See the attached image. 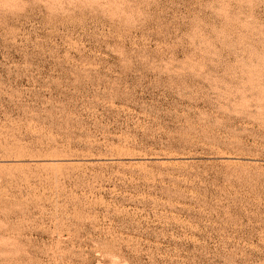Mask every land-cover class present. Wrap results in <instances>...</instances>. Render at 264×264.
<instances>
[{
  "label": "rangeland",
  "instance_id": "obj_1",
  "mask_svg": "<svg viewBox=\"0 0 264 264\" xmlns=\"http://www.w3.org/2000/svg\"><path fill=\"white\" fill-rule=\"evenodd\" d=\"M0 264H264V0H0Z\"/></svg>",
  "mask_w": 264,
  "mask_h": 264
}]
</instances>
